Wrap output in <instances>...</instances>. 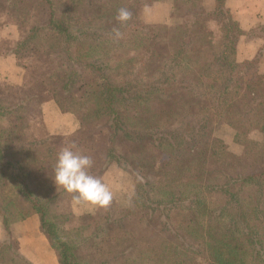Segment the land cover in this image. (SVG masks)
<instances>
[{
	"label": "trees",
	"instance_id": "1",
	"mask_svg": "<svg viewBox=\"0 0 264 264\" xmlns=\"http://www.w3.org/2000/svg\"><path fill=\"white\" fill-rule=\"evenodd\" d=\"M2 1L34 4L41 18L5 53L21 75L23 69L34 75L35 84L22 97L0 101V115H11L12 122H0V218L7 234L0 264H30L10 228L33 215L58 264H83L72 254L79 242L92 250L84 264H264V162L256 157L264 144L241 143L238 158L206 134L214 116L235 129L237 140L251 131L264 133V76L239 72L253 62H235L241 32L225 0H214L212 12L199 6L202 0H179L187 11L173 62L151 49L154 27L138 22L151 0ZM121 8L132 13L124 25L115 19ZM32 41L39 50L18 66ZM63 99L76 102L79 129L63 139L46 135L44 160L21 151L18 142L11 153L8 138L20 129L28 106L53 100L61 112H70ZM129 102L138 104L137 113H129ZM72 142L93 159L94 176L112 163L133 175L137 167L144 170L140 183L116 194L124 206L114 200L97 212L71 200L68 209L59 206L65 191L56 190L54 165ZM246 154L247 165L256 168L251 173H244ZM246 190L251 193L244 195ZM15 196L19 210L10 203ZM50 204L59 206L53 208L59 216L49 218ZM61 216L69 224L61 225ZM80 216L82 223L75 220Z\"/></svg>",
	"mask_w": 264,
	"mask_h": 264
},
{
	"label": "rangeland",
	"instance_id": "2",
	"mask_svg": "<svg viewBox=\"0 0 264 264\" xmlns=\"http://www.w3.org/2000/svg\"><path fill=\"white\" fill-rule=\"evenodd\" d=\"M44 1H48V0H44ZM53 1L56 2L57 0H53ZM156 1H161V0H151L150 3L148 4V6H146V7L151 6V4L156 2ZM174 3H175V9H174L175 14L173 16L177 15V13L181 7L185 8V10L187 11V7L184 4H182L179 0H174ZM199 6L202 7L201 3L199 4ZM146 7H144V8H146ZM202 8L204 10H206L207 7L203 6ZM186 11H185V13H186ZM185 13L183 15V18L181 19L182 25H181L180 29H179L178 25H175V23H173L171 25H162V24L155 25V24H152V23L143 19L142 13L138 19V22L141 25H150L151 28L154 27L157 35L152 42L150 41V47L155 52L163 54L165 57L164 58L165 61H167V59H169V60L171 59L172 62L175 60V58H172V54H173L174 48L176 47L177 40L179 38V34H180L181 30L183 29ZM39 18H41V10L34 4H30L28 6L26 5V7L25 6L12 7V4L6 5L2 0H0V101L1 102L7 101V103H8V101L13 99L14 97H16V98L18 96L22 97L21 95L24 92H27L28 90H30V88L33 86V84H35V83H33V82H35L34 75H30L27 72V70H25V69H23L24 72H22V75L20 76L19 80H18V78H15L13 76L14 72H11V68H10L11 62L5 60L8 57V56H6L5 53L8 50L12 49V47L20 39V37L22 35L24 37L29 32V29L31 27H36L38 25ZM176 30H178L179 32L177 31L175 33ZM38 44H39L38 41H32L30 43V45H28V47L24 51H22V54L20 56V61L17 62L18 66H20V67L24 66V64L26 62H28V59L30 60L32 58L31 55L36 54L37 50H39ZM94 57H95V55L92 58H94ZM104 63L105 62L103 61V62H101L100 65L101 66L104 65ZM250 63H252V62H250ZM29 64H30V62H29ZM243 64H246V63H243ZM189 70H191V68H189ZM238 70H239V72H254L255 74H258L256 71V65L254 62L251 64V66L249 68L242 67L241 69H238ZM177 72H183V71L178 70ZM191 72H194V76H195L197 74L198 70L192 69ZM104 73L105 74H111L109 72H104ZM143 74H145V73H143ZM139 76L141 77V73H139ZM243 76H245L244 73H243ZM87 77H90V75ZM136 77H138V76H136ZM187 79L196 88H200V86L197 85V83H196V81L192 75L187 76ZM240 79H242V74L236 75V77L234 78L233 81L236 83V80H240ZM237 83H238V81H237ZM80 85H82V84L81 83H75L72 87L76 88ZM228 87L230 89L231 88L233 89L232 84H229ZM203 90H204V87H203ZM63 100H64L63 103H64L66 109H68L71 112V113L66 112V114L69 113V114H72L73 116H75L74 110L76 108L75 107L76 102H73L70 99H63ZM47 101H53V100H45V101H42L40 103L34 102L33 104H30L28 106L29 111L26 112L25 117L23 116V120H18V127L20 129H16L12 133L10 138H8L7 143L11 146V148L14 149L15 148L14 142H16V143L18 142V145H16V147L21 146V151H23V152L25 151V153L27 155H36L37 157H39V159L44 160L45 156H46L44 154V152H45L46 146L48 144L46 135L55 136V137L63 139V138L70 137L79 129L78 128L75 132H73V134L71 133L67 136L66 135L61 136V135L51 134V132L48 131L47 127L44 125L42 114H41V106L43 105V103H45ZM72 102H73V104L71 105ZM128 104L130 105L129 109H128L129 113L133 114V113H137L139 111V107L137 106L138 105L137 103L129 102ZM10 116L11 115H6V114L0 115V122L5 124L6 122L8 123V119H9V122L12 123ZM214 117L215 118L212 120L211 124L208 126V128L206 130V134H208L211 138L216 139L219 142H221L223 145H225V148L229 154L234 155L238 158H242L243 152H244V147L241 143L246 144L247 140L257 142L259 144H264V133L259 132V131H251L245 135L244 139L240 138L239 140H237L235 137V135H236L235 129L228 126L223 120H216L217 117L216 116H214ZM59 123H60V121H59ZM61 123H66V121L63 120V121H61ZM10 139H12L13 141H9ZM62 142H63V140H60V142H58V144H61ZM117 142L121 143L119 141H117ZM31 144H33V145H31ZM119 147H120V149H123V146L120 145ZM248 147H249V145H248ZM259 151L261 153H260V155H257L256 157L259 156L258 157L259 162L263 163L264 162V151H261V150H259ZM10 152L15 153V154L17 153L16 149L10 150ZM133 154H135V152H133ZM155 155H156V153H155ZM163 157L165 160V156H163ZM163 157H161V158H163ZM244 158H246L244 173H248V172L251 173V170H254L256 168L247 165V163H249V160L247 159V158H249V155L246 154V157L244 156ZM250 158H251V156H250ZM111 165H115L116 167H114L110 170ZM135 165L137 167L136 163H135ZM158 165H160V164L158 163ZM256 167H258V166H256ZM116 170L117 171L120 170V171L117 172ZM142 173H144V170H141L140 167H137V169H135V173H134L135 175H133V174H130L129 172L121 170V168H119L116 164L112 163V164H109L107 167H105V169L100 173V175L96 176V177L102 179L103 181H105L107 179V183H110L112 186V188H110L111 191L115 192V194L113 195L114 201L113 200L112 201L115 203L116 206L117 205L118 206H124L123 203H119V201H118L119 198L117 197V195L127 194L131 189L132 183H134V185L135 184L137 185V182L140 183V181H141L140 179H141V177H143ZM103 175H104V177H103ZM61 189L62 188L58 187L56 190L60 191ZM249 193H251L250 190H246L244 195H247ZM15 197L16 198L13 199V201L10 200V203L12 204V206L14 208H17L19 210V209H21V205H18V204H20L18 202L19 196H15ZM58 199H62V203H60L62 205H59V204L58 205L62 206L64 208L66 207L67 209L70 205L69 202L73 201L72 195L69 193H66V192H64L62 195H59ZM58 199L56 200V202L58 201ZM59 206H57V204H50V207H49L50 217L49 218H52V217L54 218L55 216H59L58 214H56L53 211V208L59 209ZM86 208L90 209V212L94 211V210H96V212H97V210L100 209V208L93 207L90 205H86ZM85 217H87V215H85L84 218ZM81 219H83V218H81V216L78 218H75V220L78 223H82ZM61 220L64 221V216H61L60 218H58L59 223L61 222ZM63 224L67 225L69 223L64 221V223H62L61 225H63ZM98 234H100V233H98ZM101 236H104V235H101ZM77 237L74 234V239H76ZM90 242L92 243L93 240H91ZM262 243L264 245V237H263ZM72 245H74V244L72 243ZM75 249H76V246H75ZM91 253H92V250L89 248V245L85 244V243H81V242L78 243V247H77L76 251H72V254L74 255L73 258L75 260L83 263V264L89 262V256Z\"/></svg>",
	"mask_w": 264,
	"mask_h": 264
},
{
	"label": "crops",
	"instance_id": "3",
	"mask_svg": "<svg viewBox=\"0 0 264 264\" xmlns=\"http://www.w3.org/2000/svg\"><path fill=\"white\" fill-rule=\"evenodd\" d=\"M201 5L207 7L208 12H212L215 8V1L202 0ZM224 7L241 32L235 45V61L238 64L254 62L257 73L264 76V0H225ZM174 9V0L156 1L143 9L142 16L144 20L152 24L171 25L175 23L180 29L181 19L186 10L181 7L176 17L173 16ZM212 27L213 24L210 23V28ZM5 60L11 62V72H14L13 76L19 80L21 70L17 68L11 57H7ZM41 114L44 125L53 135L67 136L79 128L75 116L62 113L54 101L43 103ZM63 120L66 123H61ZM114 167L116 166L111 165L110 170ZM103 182L112 188L111 184L107 183V179ZM10 230L11 236L17 242L19 252L27 262L30 264H58L54 252L41 232L38 219L34 215L24 221L12 224ZM6 235L0 218V243L6 239Z\"/></svg>",
	"mask_w": 264,
	"mask_h": 264
},
{
	"label": "clouds",
	"instance_id": "4",
	"mask_svg": "<svg viewBox=\"0 0 264 264\" xmlns=\"http://www.w3.org/2000/svg\"><path fill=\"white\" fill-rule=\"evenodd\" d=\"M131 17L128 9L121 8L115 19L124 25ZM115 35L119 37L120 32L115 30ZM93 163V159L82 154L74 142L68 143L57 153L52 179L56 187L72 195L75 205L106 208L113 200V192L102 179L90 173Z\"/></svg>",
	"mask_w": 264,
	"mask_h": 264
}]
</instances>
